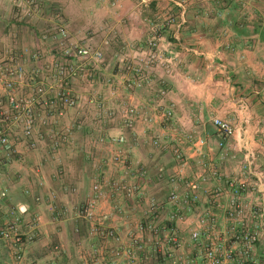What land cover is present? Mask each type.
Returning a JSON list of instances; mask_svg holds the SVG:
<instances>
[{
	"label": "crops",
	"instance_id": "crops-1",
	"mask_svg": "<svg viewBox=\"0 0 264 264\" xmlns=\"http://www.w3.org/2000/svg\"><path fill=\"white\" fill-rule=\"evenodd\" d=\"M180 1L49 0L40 15L18 19L10 12V0H0V48L22 52L29 75L38 71L39 79L48 80L46 60L57 50L42 36L57 18L71 42L90 43L104 56L98 67L86 65L92 80L81 75L72 81L79 105L53 126L39 121L43 137L36 145L30 146V139L18 143L16 128L9 133L12 150L0 152V192L7 190L0 198L1 218L15 209L24 221L39 219L28 257L44 263L56 251L58 264H112L110 251L127 243L152 198L156 222L166 229L159 245L147 238L145 251L130 264H177L178 258L183 264H208L205 249L214 242L232 251V259L223 264H264V0H204L184 6ZM153 25L161 28L160 45L164 58L173 62L171 71L158 67L150 81L137 80L121 59L147 46ZM34 47L47 59H30ZM160 78L167 88L164 97L159 96ZM26 90L16 85L18 93ZM160 105L171 106L173 118L145 120ZM129 106H136L140 117L133 128L121 120ZM214 117L229 120L233 136L223 140ZM77 120L80 126H74ZM69 127L70 136L54 146L47 134ZM119 134L126 141L110 144L108 138ZM197 138L203 143H195ZM177 147L181 162L175 158ZM141 167L144 177L138 173ZM191 181L199 183L196 205L171 220L175 208L168 202L169 192H185ZM112 182L139 190L127 196L113 191ZM95 183L103 192L96 215L121 236L120 242L91 234L93 220L80 213ZM236 188L241 212L231 214ZM170 230L175 245L165 238ZM244 230L258 232L248 258H242L237 237ZM92 247L97 254H91Z\"/></svg>",
	"mask_w": 264,
	"mask_h": 264
},
{
	"label": "built area",
	"instance_id": "built-area-1",
	"mask_svg": "<svg viewBox=\"0 0 264 264\" xmlns=\"http://www.w3.org/2000/svg\"><path fill=\"white\" fill-rule=\"evenodd\" d=\"M203 1L181 0L179 5L184 6L188 3ZM48 2L49 0H10L9 9L15 18L32 19L42 13ZM42 38L52 41L57 52H54L50 59L46 60V54L34 47L28 52V57L34 61L42 59L48 61L46 67L49 72L47 81L38 78V71L32 75L27 73L22 52L16 49L3 51L0 48V152L12 150L9 133L16 128L20 129L21 132V135L15 138L18 143H21L22 139H30L32 140L30 146L36 145L43 137L37 130L39 121L42 124L53 126L59 122V119L66 114L69 108L78 106L81 97L73 92L72 81L81 75L92 80L93 73L86 69V65L90 64L96 68L99 66L98 64L104 62L101 50L94 48L90 43L71 42L68 29L60 18H57L53 23L50 33L47 36L43 35ZM160 40L161 28L153 25L147 46L135 50L131 57H122L121 61L124 62L128 70L133 72L137 80L150 81L158 67L164 68L168 73L171 71L168 65L173 62L170 57L164 58V50L160 45ZM170 53L172 52L170 51ZM16 85L27 88V90L18 93ZM160 85L159 96L164 97L167 88L162 78H160ZM98 108L99 110L104 109L101 103H98ZM40 110H42L43 116H39ZM108 114L112 113L108 112ZM138 118L140 117L136 106L127 107L121 114V120L128 128H133ZM172 118L173 108L160 105L154 116L147 117L145 120L169 122ZM212 123L223 140L229 139L235 133V126L227 119L214 117ZM74 126H80V121L77 120ZM71 129L69 127L63 128L61 131L51 130L47 136L50 137L53 145L57 146L59 140L64 141L70 136ZM108 141L110 144L124 143L126 138L123 134H119L110 136ZM195 143L202 144L203 140L197 138ZM221 145L222 142L219 143V146ZM174 154L176 160L181 162L182 153L178 147L174 149ZM138 173L144 177L146 175L145 168L141 167ZM169 179L175 181L176 177L171 175ZM187 186L188 190L180 194L174 189L169 192L168 202L175 208L170 216L171 220L182 217L186 212H191L199 199V183L191 181ZM110 187L113 191L124 192L127 196H131L139 190L137 186L127 187L120 182H112ZM92 189V196L80 207V213L93 220L90 233L120 242L121 236L114 229L105 227L104 218L96 215L97 206L103 195L100 184L95 183ZM234 192L229 204V211L231 214H239L241 208L238 188ZM6 196L7 190L4 189L0 192V198ZM156 219L157 203L151 198L147 203V209L143 212L142 220L129 232L127 243L110 251L112 256L110 263L130 264L136 260L145 251L147 238L159 245L161 231H164L166 227L161 229ZM38 225L39 219L37 217L24 221L15 209L9 211L7 218L2 219L0 216V264H58L56 251L44 263L37 258L28 257L26 248L37 239ZM237 237L243 243L242 258H248L258 241V232L256 230H244ZM165 238L173 245L177 242L174 232L171 230L168 235H165ZM92 253L97 254L98 249L92 247ZM231 253L230 250H222L221 244L217 242L209 244L205 249L208 264H223L224 260L232 259ZM6 256L7 258H5ZM184 261L178 258L176 263L183 264Z\"/></svg>",
	"mask_w": 264,
	"mask_h": 264
},
{
	"label": "trees",
	"instance_id": "trees-1",
	"mask_svg": "<svg viewBox=\"0 0 264 264\" xmlns=\"http://www.w3.org/2000/svg\"><path fill=\"white\" fill-rule=\"evenodd\" d=\"M220 3V0H217ZM261 39H264V33L261 34Z\"/></svg>",
	"mask_w": 264,
	"mask_h": 264
}]
</instances>
